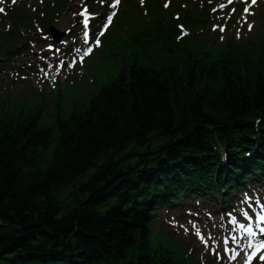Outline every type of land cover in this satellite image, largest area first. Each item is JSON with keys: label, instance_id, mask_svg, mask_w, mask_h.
<instances>
[{"label": "trees", "instance_id": "1", "mask_svg": "<svg viewBox=\"0 0 264 264\" xmlns=\"http://www.w3.org/2000/svg\"><path fill=\"white\" fill-rule=\"evenodd\" d=\"M158 24V62L52 111L0 109V264H179L154 209L264 167V46L177 44Z\"/></svg>", "mask_w": 264, "mask_h": 264}, {"label": "rangeland", "instance_id": "2", "mask_svg": "<svg viewBox=\"0 0 264 264\" xmlns=\"http://www.w3.org/2000/svg\"><path fill=\"white\" fill-rule=\"evenodd\" d=\"M187 29H189L191 31L189 36H192L195 33V31L193 32V30L191 28H187ZM24 33L25 32H23V30H22L21 35L23 36ZM140 34L141 33L137 34V37ZM186 38L180 39V41H184V40H186ZM258 38L261 40L260 37H258ZM147 39H148V36L146 38H144L143 40L135 38L132 45L128 44L127 48L129 49L128 50L129 52H128V57L126 60L121 55L115 56V54H117V53H119V54L122 53L121 47L123 46L124 39L118 35V36H114L110 40L111 47L115 49L114 54L112 55L109 52L101 54L102 59L92 62L91 68L88 71V77H93L95 79L96 91L100 89L101 85H103L106 80H108V79H110L116 75L117 71L120 68L121 62L123 60H125V61H127V60L128 61L139 60L141 63H147L150 61L153 64L155 62L159 61V58L156 55L157 51H158L156 49V46L158 44L154 45L155 42L153 40H147ZM194 42H195V40H189L190 45ZM136 43L138 45H136ZM223 51H225V50H223ZM147 56L150 59H147ZM0 58H2V62H3L2 68H3V70L6 71V72L2 71L0 73V109H1L2 108L1 105L3 104V101H1V95H2L1 92L5 88H9V83L5 79V78H7V73H8L7 70L9 68L13 67L14 65H16L23 58L21 56L15 57V56H11V55H5L4 57H0ZM117 58H118V60H117ZM85 81H87V77L85 78ZM78 85H80V83ZM13 89H15L18 93H28L29 92L23 86V84L21 82H16L15 85L13 86ZM52 105H53L52 100H48L46 102V107L50 110L53 108ZM155 228H156V226H155Z\"/></svg>", "mask_w": 264, "mask_h": 264}]
</instances>
